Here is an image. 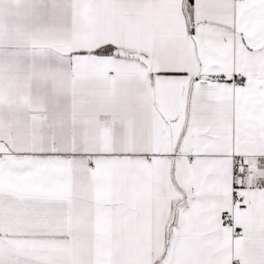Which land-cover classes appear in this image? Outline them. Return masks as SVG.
I'll list each match as a JSON object with an SVG mask.
<instances>
[{"label": "snow or ice", "instance_id": "snow-or-ice-1", "mask_svg": "<svg viewBox=\"0 0 264 264\" xmlns=\"http://www.w3.org/2000/svg\"><path fill=\"white\" fill-rule=\"evenodd\" d=\"M0 264H264V0H0Z\"/></svg>", "mask_w": 264, "mask_h": 264}]
</instances>
